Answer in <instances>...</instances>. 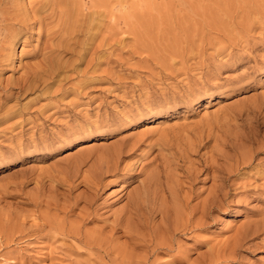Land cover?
<instances>
[{"label": "rangeland", "instance_id": "rangeland-1", "mask_svg": "<svg viewBox=\"0 0 264 264\" xmlns=\"http://www.w3.org/2000/svg\"><path fill=\"white\" fill-rule=\"evenodd\" d=\"M51 1L0 22V264H264V0Z\"/></svg>", "mask_w": 264, "mask_h": 264}, {"label": "bare ground", "instance_id": "bare-ground-1", "mask_svg": "<svg viewBox=\"0 0 264 264\" xmlns=\"http://www.w3.org/2000/svg\"><path fill=\"white\" fill-rule=\"evenodd\" d=\"M4 1V0H3ZM7 1V0H6ZM10 1V0H9ZM13 1V0H12ZM49 1H51V0H49ZM49 1L47 0V2L48 3H40V1H36V2H30V0L26 3V4H24V3H22L23 1L22 0H20V2H19V4H18V2H17V4H18V6L16 7L15 5H14V3H16V1L13 3V2H10L9 4L11 5V9H15L14 11H16L15 12V14L14 15H12V16H8L7 15V17H9V18H7L6 16V18L7 19H9L10 21H14L15 23H17L18 25H21L23 28H29V26H32V23H31V21L33 20V19H35V16H37V15H39L40 13V11L44 8V6L46 5V7H47V4H49L50 5V3H49ZM63 1H66L67 2V0H63ZM52 2V1H51ZM57 2V4H58V0L57 1H54L53 0V3L52 4H54V3H56ZM70 2H73L74 3V1L73 0H69V3L68 4H71V5H73L74 7H76L77 8V0H76V3H74V4H77L76 6L74 5V4H72V3H70ZM4 3V2H3ZM67 4V5H68ZM7 4H6V2H5V4H4V6H6ZM70 6V5H69ZM73 6H70L69 8V12H68V14L70 13V11H71V9H73L74 7ZM14 7V8H13ZM45 7V8H46ZM60 7V6H59ZM71 7H73V8H71ZM4 8V9H3ZM7 8V7H6ZM6 8L5 7H1L0 6V12H2V13H4L5 12V10H6ZM52 8V7H51ZM75 8V9H76ZM78 8H80V6L78 5ZM78 8H77V12H79L80 10H78ZM56 9V8H55ZM81 9V8H80ZM44 10V9H43ZM53 10V9H52ZM13 11V10H12ZM54 11V10H53ZM56 11V10H55ZM75 11V10H74ZM72 12V13H76L77 14V12L75 11V12ZM82 12V11H81ZM37 13H39V14H37ZM7 14H8V11H7ZM12 14V13H11ZM37 14V15H36ZM76 14H74V16L76 15ZM1 15V14H0ZM4 15H6V14H4ZM80 15V14H79ZM70 16L72 17V14L70 13ZM76 16H78V14L76 15ZM3 18V16H2V19H0V22H2V21H6L7 22V19L6 18ZM39 17L42 19V17H41V15H39ZM38 18V17H37ZM74 18V17H73ZM76 18V17H75ZM46 19V18H45ZM8 20V21H9ZM42 21V20H41ZM34 22V21H33ZM39 22V25H41L40 24V19L38 18V20H37V23ZM13 23V22H12ZM12 23H3L4 24V26L5 25H7L6 27H10L11 25H12ZM41 23H43V22H41ZM12 27V26H11ZM40 27V26H39ZM19 28V27H18ZM21 28V27H20ZM22 29V28H21ZM28 30V29H27ZM12 36V35H11ZM8 37H10V36H8ZM3 38V37H2ZM5 39H6V37H5ZM8 39V38H7ZM3 40H4V38H3ZM6 42H8V44H7V47L5 48V46L3 45V46H1V50L2 49H7L8 51H10V53L13 55V54H15V46H16V39L13 37V38H9V40H7ZM7 50H5V51H7ZM36 75H39V73H37ZM257 123V127H259V122L257 121L256 122ZM148 128V127H147ZM208 168L206 167V170H207ZM88 186V185H87ZM90 188H91V186H89ZM68 188H69V185H68ZM170 196H171V198H174V194L172 195V194H170ZM176 197V196H175ZM177 198V197H176ZM187 198L188 197H183L182 199H179L178 198V200L179 201H177L178 202V206H177V210H175V213H178V214H176V215H179V216H176V218L173 220V223H174V226H172V228H164V231L167 233V235H165V236H163L162 235V237L160 238V240H158L157 241V243L155 244V246L151 249V251H155V250H157V248H158V246H162L163 248H164V251L165 252H167V251H169V249H170V247H172V245H173V227L175 228V227H177L176 228V231L177 230H179L178 228H180V230H181V228L182 229H186L187 228V226L189 225V217H188V214L183 210V208H185L186 206H187ZM214 199L215 198H213V199H211L210 200V204L209 205H212V204H215L214 202ZM172 200H174L175 201V199H172ZM177 200V199H176ZM212 201V202H211ZM86 203L90 206L91 205V200H87L86 201ZM140 204L139 203H135V204H133L132 205V207L127 211V213H126V216L124 217V219H123V223H124V227H125V230H126V228H128V226H130L132 229H133V226H132V224H134V223H131L132 222V220L133 219H135V226L136 227H138V225H140V228H141V226L143 227V228H150V226H149V217H150V215L152 214V210L153 209H151L149 212H147V211H145V212H143L144 214H142L140 211H141V207L139 206ZM164 205H162V206H158V209H156L157 211H159V213H160V217H161V219H160V221H166L167 219V217H166V215H167V213H168V208L167 207H163ZM161 207H163L162 209H161ZM175 207H176V205H175ZM155 211V210H154ZM87 215H89L90 213L87 211V210H85L84 211ZM35 219V218H34ZM117 225H119V224H117ZM135 229V228H134ZM138 230V229H137ZM136 230V231H137ZM148 230V229H147ZM130 231H134L135 232V230H130ZM175 231V230H174ZM148 232H149V230H148ZM137 233V232H136ZM165 233V234H166ZM148 238L150 239V241H151V238H153L152 237V235L151 234H148ZM146 247H148V246H146Z\"/></svg>", "mask_w": 264, "mask_h": 264}]
</instances>
